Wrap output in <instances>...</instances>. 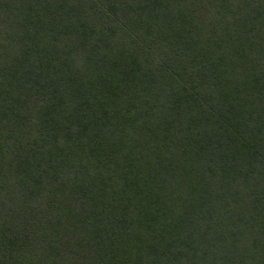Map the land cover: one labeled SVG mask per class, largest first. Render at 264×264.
<instances>
[{
    "label": "trees",
    "instance_id": "1",
    "mask_svg": "<svg viewBox=\"0 0 264 264\" xmlns=\"http://www.w3.org/2000/svg\"><path fill=\"white\" fill-rule=\"evenodd\" d=\"M0 264H264V0H0Z\"/></svg>",
    "mask_w": 264,
    "mask_h": 264
}]
</instances>
